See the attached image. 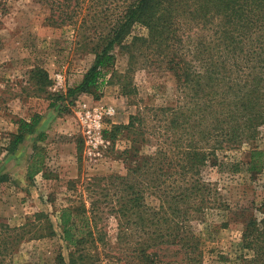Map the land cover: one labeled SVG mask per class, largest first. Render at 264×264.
<instances>
[{
	"label": "trees",
	"instance_id": "obj_1",
	"mask_svg": "<svg viewBox=\"0 0 264 264\" xmlns=\"http://www.w3.org/2000/svg\"><path fill=\"white\" fill-rule=\"evenodd\" d=\"M172 1L121 0L110 19L91 24L92 35L83 42L94 59L74 94L102 95L115 75L116 48L125 52L132 71L145 52L136 40L148 42L145 49L155 55L152 63L163 65L175 81V102L144 106L127 123L113 124L106 132L111 139L120 135L126 140L119 155L128 165L124 175L112 176L101 188L109 197L105 215L116 219V239L127 242L126 257L137 264H201L200 227L210 229L207 215L217 209L224 213L223 227L243 225V247L253 253L244 264H264V218L220 200L216 183L204 177L213 169H238L239 162L225 159L243 144L249 146L247 169L264 166V148L258 144L264 137V0H188L162 8ZM137 24L145 33L132 35ZM34 72L40 84H51L45 70ZM39 120L38 115L18 120L17 132L1 150L15 149ZM36 156L27 167L30 178L41 169ZM98 182L96 176L88 181L91 194L99 193ZM90 197L89 209L70 204L60 210L67 258L59 250L54 264L119 260L109 262L104 251L111 247L97 243L104 210ZM51 233L49 223V232L37 237Z\"/></svg>",
	"mask_w": 264,
	"mask_h": 264
},
{
	"label": "rangeland",
	"instance_id": "obj_2",
	"mask_svg": "<svg viewBox=\"0 0 264 264\" xmlns=\"http://www.w3.org/2000/svg\"><path fill=\"white\" fill-rule=\"evenodd\" d=\"M51 1L0 0V264H54L59 250L67 258L60 210L70 204L89 209L90 195L104 210L97 222V243L111 247L104 251L111 256L109 262L118 257L115 264H137L126 257L127 242L116 239V219L105 215L109 197L101 188L112 176L124 175L128 165L119 155L126 140L120 135L111 139L106 132L113 124L127 123L144 106L175 102V81L163 65L152 63L155 55L145 49L148 42L136 40L148 56H137L132 71L127 70L125 52L116 48L115 75L104 85L102 95L74 94L94 59L83 45L92 35L91 24L110 19L121 0H55L53 6ZM186 1L167 2L162 8ZM144 31L137 24L131 34ZM39 68L47 72L51 84L37 81L34 71ZM106 106L114 113L103 118V127H94L85 112ZM35 115L40 120L23 141L13 150H1L17 132L18 120L31 121ZM258 144L264 148V137ZM34 153L41 169L30 178L27 167ZM229 154L225 160L239 162L238 169H213L204 177L216 183L220 200L250 208L258 219L264 218V166L258 171L247 169L246 144ZM95 176L99 193L91 194L88 181ZM207 221L210 229L200 227L201 264H244L252 256L243 247L241 223L223 227L226 219L217 209L210 210ZM49 223L53 233L37 237L49 232Z\"/></svg>",
	"mask_w": 264,
	"mask_h": 264
},
{
	"label": "built area",
	"instance_id": "obj_3",
	"mask_svg": "<svg viewBox=\"0 0 264 264\" xmlns=\"http://www.w3.org/2000/svg\"><path fill=\"white\" fill-rule=\"evenodd\" d=\"M57 78L61 77V75H57ZM114 113V109L111 106H106V107H100V108H95L93 110H88L85 112L86 117H89L92 122L94 127L96 128H101L103 127V118L106 116H110Z\"/></svg>",
	"mask_w": 264,
	"mask_h": 264
},
{
	"label": "crops",
	"instance_id": "obj_4",
	"mask_svg": "<svg viewBox=\"0 0 264 264\" xmlns=\"http://www.w3.org/2000/svg\"><path fill=\"white\" fill-rule=\"evenodd\" d=\"M103 100V99H102Z\"/></svg>",
	"mask_w": 264,
	"mask_h": 264
}]
</instances>
